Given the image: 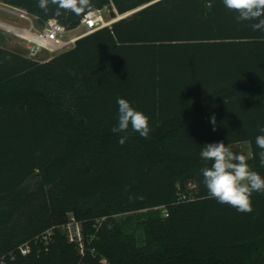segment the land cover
Segmentation results:
<instances>
[{
    "label": "trees",
    "instance_id": "16d2710c",
    "mask_svg": "<svg viewBox=\"0 0 264 264\" xmlns=\"http://www.w3.org/2000/svg\"><path fill=\"white\" fill-rule=\"evenodd\" d=\"M0 3L68 30L89 13ZM92 4L112 18L137 11L45 63L0 48V264H264V193L240 213L208 198L200 172L206 144L248 143L264 178V32L222 0ZM118 97L149 118L147 138L111 131ZM70 215L84 226V257L61 229ZM50 228L45 249L36 238Z\"/></svg>",
    "mask_w": 264,
    "mask_h": 264
},
{
    "label": "clouds",
    "instance_id": "9594fccd",
    "mask_svg": "<svg viewBox=\"0 0 264 264\" xmlns=\"http://www.w3.org/2000/svg\"><path fill=\"white\" fill-rule=\"evenodd\" d=\"M222 3L229 11L237 13L238 22H253V31L264 32V0H222ZM50 4L57 6V15L60 10L81 15L93 9L92 0H38L39 8L45 12ZM117 104L118 124L111 131L127 133L131 126L133 132L147 138L151 131L149 118L124 98L118 97ZM211 123L215 125V116L211 118ZM259 132L264 133V126H259ZM126 140L127 135L122 136L118 143L124 145ZM256 145L261 150L258 153L259 161L264 167V134L256 137ZM200 158L206 165L200 172L208 190V198H215L218 203L227 204L240 213H251L252 194L264 193V178L250 169L245 155L234 153L229 145L221 141L203 146ZM208 162H211L210 166H207Z\"/></svg>",
    "mask_w": 264,
    "mask_h": 264
},
{
    "label": "built area",
    "instance_id": "2783aa9c",
    "mask_svg": "<svg viewBox=\"0 0 264 264\" xmlns=\"http://www.w3.org/2000/svg\"><path fill=\"white\" fill-rule=\"evenodd\" d=\"M104 10V9H103ZM103 10H95L87 13L81 19L79 26L74 30H68L64 25L59 23L56 19H49L43 22L40 29L35 32L31 31H14V33L26 43L27 58L30 60H37L42 54L48 55V57L41 63L50 61L52 58L60 54L64 50H69L74 47L75 43L98 30L106 27H111L116 21L105 20ZM21 16L26 20H30L31 17L37 18L27 12L22 11ZM76 30H80L78 35H74ZM190 190H194L195 186L190 185ZM197 198L190 194H183L179 196L178 202H191ZM169 216L166 209H163V217ZM100 226V221H97ZM63 233L66 235L68 241L74 244L82 257L85 256V236L84 226L82 222L78 221L73 215H70L65 225L61 227ZM55 235V228H50L36 238L37 243H42L47 249L48 245L53 242ZM21 256H28L32 247L29 242L20 245L17 249ZM103 264H107L106 260L102 261ZM77 264H82L77 263Z\"/></svg>",
    "mask_w": 264,
    "mask_h": 264
},
{
    "label": "rangeland",
    "instance_id": "374dc122",
    "mask_svg": "<svg viewBox=\"0 0 264 264\" xmlns=\"http://www.w3.org/2000/svg\"><path fill=\"white\" fill-rule=\"evenodd\" d=\"M137 11V10H136ZM134 11V12H136ZM21 10L3 5L0 3V48L12 51L14 53H17L25 58H27V49H26V43L21 40L14 31H31L35 32L38 29H40L43 25V22L39 20L38 18L31 17L30 20H26L21 16ZM134 12H130L126 15H117L115 17L116 22L130 16ZM103 14L105 17V20H112L111 10L108 8H105L103 10ZM80 33V30H76L73 34L78 35ZM67 51V50H64ZM62 51V52H64ZM61 52V53H62ZM48 57L46 54H42L38 57L37 60H33L35 62H43ZM232 151H240L243 155H245L246 159H249L251 157V149L250 145L248 143L243 144H236L233 146H230ZM131 216V215H126ZM142 228V226H141ZM64 259L67 262H73L75 259V255L71 252H66L64 254Z\"/></svg>",
    "mask_w": 264,
    "mask_h": 264
},
{
    "label": "water",
    "instance_id": "95a60500",
    "mask_svg": "<svg viewBox=\"0 0 264 264\" xmlns=\"http://www.w3.org/2000/svg\"><path fill=\"white\" fill-rule=\"evenodd\" d=\"M115 22H116V21H115ZM115 22H114V23H115Z\"/></svg>",
    "mask_w": 264,
    "mask_h": 264
}]
</instances>
